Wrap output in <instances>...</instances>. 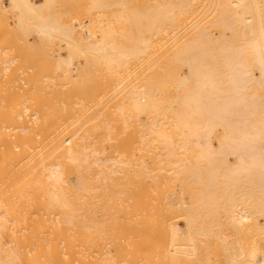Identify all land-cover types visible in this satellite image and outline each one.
Segmentation results:
<instances>
[{"label": "bare ground", "instance_id": "obj_1", "mask_svg": "<svg viewBox=\"0 0 264 264\" xmlns=\"http://www.w3.org/2000/svg\"><path fill=\"white\" fill-rule=\"evenodd\" d=\"M51 1L0 2V34L48 73L0 82V264H264V0H166L140 33L104 19L126 0H90L88 26Z\"/></svg>", "mask_w": 264, "mask_h": 264}, {"label": "rangeland", "instance_id": "obj_2", "mask_svg": "<svg viewBox=\"0 0 264 264\" xmlns=\"http://www.w3.org/2000/svg\"><path fill=\"white\" fill-rule=\"evenodd\" d=\"M37 3L39 2V3H42V1L43 0H35ZM67 0H64V2H63V0H53V2L51 1V4H50V6L49 7H47V8H45L44 10H43V13L44 14H46V16H53V18H56L57 20H61V22L62 23H68V22H70L74 17H75V12H77V10L78 9H80L79 7H81V13H79L78 15L76 14V17H75V21L77 20V21H80V23L81 24H83V25H85V26H88L89 24H90V19H92V17L94 18H96V20H97V15H96V13L98 12V10H102V9H99L98 8V10L96 11V9L94 10L96 13H94V11H92V13L90 12V10L89 9H92L91 8V5H92V1L90 2V0H69V1H71L70 2V6H68V1L66 2ZM129 2H127V0H126V3H128V4H126V3H119V4H121V6H119V5H112L111 4V6H113V7H111V8H109V7H107V8H103V11H102V13L103 12H107V13H109L108 11H107V9H111V14L109 13V15L106 13V16L107 17H109L108 19L105 17L104 19H106V20H108L109 22V24H111V26L113 27H115V24L114 23H116V28H117V26H121V25H123V24H126V26H127V23H126V21L128 22V26H129V28H128V30H129V32L131 33H140L139 31H137L136 29H132L131 30V28H136V26L134 27V25H133V23L132 24H130L131 22H133V20L132 19H134L135 17H137V15H138V18H135L134 20H136V19H138V20H141V17H142V21H140V25H145L146 24V22H147V18L145 17V16H142V15H140L141 13H143V11L144 12H147V11H149V10H151L152 11V13H153V18L155 19L154 21H155V25H157V23L156 22H158L161 18H162V11H163V3L166 1V0H128ZM133 1H134V4H133ZM0 2L1 3H3L4 5H8V2H9V0H0ZM61 2H63V3H61ZM66 2V3H65ZM106 2H112V0H107ZM113 2H114V0H113ZM112 2V3H113ZM62 5H61V4ZM64 3H65V5H67L66 6V9L64 8V9H62L61 7H64L65 5H64ZM77 5V6H79V7H77L75 4ZM80 3V4H79ZM83 3V4H82ZM90 3H91V5H90ZM59 4V5H58ZM118 4V3H117ZM126 4V5H125ZM83 5V6H82ZM87 5V6H86ZM90 5V6H89ZM130 5H133V6H130ZM89 6V7H88ZM125 6V7H124ZM128 6V7H127ZM55 7V8H54ZM60 7V8H59ZM84 7H85V9H87L86 10V12L84 11L83 12V9H84ZM124 7V8H123ZM116 8H117V10H116ZM123 8V9H122ZM125 8H127L126 10H130L129 12L130 13H132V16H131V18H129L130 17V15H129V17H128V13L126 12V10H125ZM134 8L135 9H137V11H135L134 10ZM138 8H140V9H138ZM120 9V10H119ZM70 10V13H68L67 11H69ZM118 10L120 11V12H118ZM123 10H125L124 12H123ZM140 10H142V11H140ZM116 11V12H115ZM135 11V12H134ZM59 12H61V13H63L62 15L61 14H59ZM65 12V13H64ZM118 12V13H117ZM85 13H86V15H85ZM90 13L92 14V15H90ZM99 13L101 14V12L99 11L97 14L99 15ZM112 13H113V16H112ZM114 13H116L117 15L115 16V14ZM120 13V14H119ZM134 13H136L135 15H134ZM138 13V14H137ZM68 14H69V16H68ZM80 14H81V17H80ZM105 14V13H104ZM121 14L123 15V16H121ZM155 14V15H154ZM56 15V16H55ZM58 15H60V16H58ZM71 15H74V17H72ZM83 15V16H82ZM96 15V16H95ZM124 15H127V17H126V19H124L125 18V16ZM79 16V17H78ZM87 16H88V18H87ZM89 16H92V17H89ZM115 17H116V19L118 18V19H120L121 20V18H122V20L124 19L125 20V22L123 23V21H122V23L120 22V21H117V20H115ZM121 17V18H120ZM157 17V18H156ZM12 18V19H11ZM98 18H99V16H98ZM111 18H112V22H113V25H112V22L110 21L111 20ZM144 18V19H143ZM9 25H8V28H10V29H12V26H14L13 24H14V22H13V20H14V18L13 17H9ZM130 19V20H129ZM156 19H157V21H156ZM129 20V21H128ZM11 21V22H10ZM74 21V22H75ZM75 22L74 24L75 25H78V26H80L79 25V23L78 22ZM104 22H106V21H104ZM11 23V24H10ZM71 24H73V21L72 22H70ZM107 23V22H106ZM105 23V24H106ZM69 24V23H68ZM119 24V25H118ZM131 26H130V25ZM82 25V26H83ZM1 28H0V32H3V33H5V34H7V36L9 35V31H5V28L3 27V26H0ZM79 28H81V27H78V31L79 32H81L82 34H84V35H86V29H87V27H85V29H83V28H81L80 30H79ZM4 29V30H3ZM3 30V31H2ZM85 30V31H84ZM137 31V32H136ZM3 33H1L2 34V36L0 37V38H7V37H4L3 36ZM153 33L154 34H156V31H153ZM0 34V35H1ZM11 34V33H10ZM36 33L35 32H31V36H30V34H29V36H30V38H31V40H33L34 41V39L36 40V38H34V36L36 37V35H35ZM12 36V35H11ZM156 36L154 35V39L156 40ZM8 40H10V37L9 38H7V42H8ZM6 42V43H7ZM12 42H14V41H12V37H11V42L9 41L7 44H8V49H7V51H6V53H5V55H3L2 56V54H1V58H0V82H14V83H16V84H18V83H27L28 81H30L31 79H32V76H29V80H28V74H29V72L30 71H33V72H31V73H33L34 75H35V71H36V73L37 74H39L40 73V76H38V75H36V77L34 76V78H37V80L38 81H40L41 80V78H42V74H43V76H44V73H47V72H44V70H43V72H42V70H39V68L37 69V68H35V71L33 70V67H32V64H31V62H32V60H31V62H30V64L28 63V61H30V59H31V57H32V59H34V58H37V56H34V54H32V49L33 48H31L30 46H29V48L26 50V47H28V46H26L25 47V50H23L22 48V50L18 53V51L16 50V47H18V49H20L19 47H20V45H16V43L13 45L12 44ZM34 47V46H33ZM30 48H31V50H30ZM34 48H36V47H34ZM10 49H12V51L16 54V56L15 55H13V53L11 52V50ZM54 49H56V50H53L54 52H53V57L55 56V58L57 57V55H56V53H58V51H59V48H58V46H57V48H56V45H55V47H54ZM16 51V52H15ZM64 51V50H63ZM63 51H61L60 50V52H61V54H63V55H65L64 53H65V51L63 52ZM12 54H11V53ZM21 52H23V53H21ZM2 53H4V52H2ZM18 53V54H17ZM25 53H29L30 54V59H29V56H27V63H26V61H25V57L24 56H26V55H29V54H25ZM21 54V55H20ZM150 59L148 60L147 59V56L144 54V56H142V57H140L136 62H135V64H133V66L135 67V74L134 75H132V79H131V82H132V84L133 83H138V81L142 78V76H143V73H144V69L145 68H147V66H152V69L151 68H149V70L147 69L145 72H146V75L147 76H150V77H154V76H156V74H157V65H156V53H152L150 56ZM24 61V63H26V65L23 63V65H21L22 64V61ZM20 61V62H19ZM37 61V59L35 60V62ZM41 61V60H40ZM6 62V63H5ZM35 62L33 63V65L35 64ZM40 63V62H39ZM42 64V63H41ZM19 65H21V67L19 66ZM29 65V66H28ZM6 66L8 67L7 69H6ZM14 66H19L18 68H16V67H14ZM22 66H26L25 68L24 67H22ZM31 66V67H30ZM38 66V65H37ZM27 67H28V69H27ZM35 67V66H34ZM73 67V66H72ZM32 68V69H31ZM74 68V67H73ZM72 68V69H73ZM76 68V67H75ZM153 68H155L156 70H155V72L153 73ZM30 69V70H29ZM68 69V70H71V72H74L73 74H75L76 73V71H77V69ZM151 69V70H150ZM184 69V70H183ZM186 69V70H185ZM9 70H10V73H9ZM182 70H183V72L185 73V75H187L188 74V69H187V66H183L182 67ZM20 71V72H19ZM56 72L55 73H57L58 74V72H57V70H55ZM148 71H152V73H151V75H150V72L148 73ZM15 72V73H14ZM62 72L63 71H59V73L60 74H58L57 76L59 77L58 79H60L61 81L63 80H65L66 78H64L65 76H64V73H66V72H63V74H62ZM255 72V73H254ZM9 73V74H8ZM31 73H30V75H31ZM54 73V71H52V76L55 74ZM48 74V73H47ZM149 74V75H148ZM253 74L255 75V77H257L258 75H259V71L257 72V70L255 69V70H253ZM46 77H47V75H46ZM50 77V75L48 76V78ZM74 78L76 77V76H73ZM39 78V79H38ZM43 78H45V77H43ZM51 78V77H50ZM73 78V79H74ZM27 80V81H26ZM33 80V79H32ZM31 80V81H32ZM54 80L55 81H57L56 80V78H55V76H54ZM53 80V81H54ZM20 81V82H19ZM44 81V80H43ZM50 81H52V80H50V79H48L47 80V82H50ZM59 81V80H58ZM122 94H123V92H122ZM171 95H172V97H174L175 96V92L174 91H171ZM213 142H214V145L215 144H217V141L215 140V139H213ZM228 159V162L229 163H233L234 162V160H235V157L233 158V156L231 157V155H229V157L227 158ZM233 159V160H232ZM186 195H188V196H186ZM186 195H185V199H186V201L188 202H190V194L189 193H186ZM223 216V215H222ZM222 216H221V218H222ZM258 214H255V218L258 220V222L256 221V219L254 218V215L252 216L253 218H251V219H253V220H251V221H253L254 222V219H255V222L258 224L257 226H262V224H263V221H264V215H261V216H258ZM184 217H179V219L177 218L176 219V223H177V225L182 229V230H185L186 228H187V223H186V220H185V218L183 219ZM219 220H220V216H219V218H218ZM223 219V221L222 220H220L221 222H222V224L223 223H225L226 225H227V219H226V217L224 216V218H222ZM250 220H246V221H243V224H244V222L247 224V225H249V223L250 224H252V222H251ZM256 223H255V226H256ZM264 225V224H263ZM247 227H249L248 229L250 230H252V232H255V231H253V229L252 228H250V225L249 226H247ZM252 227V226H251ZM245 229H246V226H245ZM244 229V230H245ZM250 230V231H251ZM246 231V230H245ZM252 232H248L249 233V235L251 236V233ZM245 234H246V232H245ZM245 234H242V235H245ZM254 235H255V233H253ZM241 235V236H242ZM232 236H233V238H232ZM231 236V238H232V240L234 241V243H235V245L238 247V248H240L239 247V245H238V243L239 244H243L244 242H246L247 240H249V239H247L248 238V236H247V234H246V236H247V238H246V236H245V238H246V240L244 239V241H242V238H239V242L237 241V239H236V235L234 234V235H232ZM238 236H240V234H238ZM240 236V237H241ZM254 237V236H253ZM252 236H251V238H253ZM244 238V237H243ZM241 246V245H240Z\"/></svg>", "mask_w": 264, "mask_h": 264}]
</instances>
